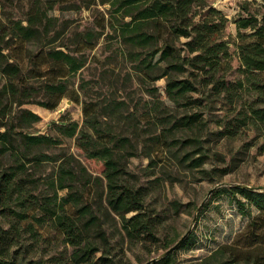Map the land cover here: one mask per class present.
<instances>
[{
    "label": "trees",
    "instance_id": "obj_1",
    "mask_svg": "<svg viewBox=\"0 0 264 264\" xmlns=\"http://www.w3.org/2000/svg\"><path fill=\"white\" fill-rule=\"evenodd\" d=\"M45 1L49 7L40 0L21 20L7 17L5 21L0 15V73L5 79L0 88V264L29 263L27 254L36 251L40 241H47L36 226L54 229L72 248L66 264H120V259L113 256L114 248L104 228L106 216L96 206L97 197L102 196L99 188L103 181L106 213L114 215V221L119 218L128 241L143 247L157 245V249L164 250L150 264H183L177 258V250L189 247L194 234L167 242L160 238L157 219L146 204L148 189L129 179L126 162L139 151V146L107 120L120 114L122 105L130 108L125 101L104 106L92 100L84 101L82 127L71 120L56 124L58 136L28 132V128L41 121L34 112L9 111L11 104L21 107L29 103L39 90L45 97L40 105L56 110L69 91L68 76L84 68L85 52L96 47L92 32H85L77 39L75 54L67 46H55L62 30L56 29L48 12L54 5L71 0ZM101 2L109 7L112 35L149 96L155 95L157 89L152 85L161 78L166 79L167 95L173 102L207 90L214 100L240 106L235 125L226 129L232 137L245 126L264 135V12L253 10L254 4L263 7L257 0H241L234 20L241 74L235 82L226 78L232 57L225 35L229 19L208 0ZM105 26L103 23L102 29ZM181 39L185 41L181 43ZM26 44L39 46L34 56L24 49ZM14 49L26 53L29 62L26 69L25 60L13 55ZM36 57L43 60L39 67L34 62ZM65 70L66 74H57ZM31 79L39 80L41 86L35 88ZM196 123L194 115L172 121L167 134L163 129L162 134L147 138L150 147L162 145L169 138L168 132L187 129ZM63 138H76V147L86 159L102 164L101 177H94L66 154L56 171L43 170L46 164L58 162L59 158L47 150L60 148ZM194 163V167H200L201 158ZM88 186L92 188L90 199L86 197ZM217 193L226 195L241 214L251 219L241 236L250 242L223 244L203 260L187 264H264V230L257 226L258 217L264 215V191L238 185ZM252 208L259 212L257 216H253ZM27 237L31 240L28 244ZM177 243L178 247L169 252Z\"/></svg>",
    "mask_w": 264,
    "mask_h": 264
},
{
    "label": "rangeland",
    "instance_id": "obj_2",
    "mask_svg": "<svg viewBox=\"0 0 264 264\" xmlns=\"http://www.w3.org/2000/svg\"><path fill=\"white\" fill-rule=\"evenodd\" d=\"M101 1L71 0L54 5L48 12L54 19L56 29L62 30L55 46H67L74 53L77 39L85 32L94 33L96 43L94 50L85 52L84 68L68 76L69 91L57 109L51 111L40 105L45 102V97L43 91L39 90L38 95L31 98L29 103L21 107L11 104L9 111L12 114L18 109L34 112L41 117V121L33 124L27 131L58 136L56 124L71 120L82 127L84 101L92 100L100 106L125 101L130 108L125 109V104L122 105L120 114L115 118L107 117V120L115 130L129 136L135 146H139V151L134 156H129L126 162L129 179L135 185L148 189L146 204L157 219L160 238L167 242L182 238L188 233L194 234V241L189 247L177 250L179 261L183 264L201 261L219 246L235 241L240 245H247L250 241L241 239V236L247 231L251 219L241 214L235 202L217 192L222 188L238 185L264 191V135L245 126L232 137L226 129L235 125L240 106H229L220 100H214L207 90L204 93L189 94L180 102H173L167 95L166 79L161 78L152 85L157 89L155 95L149 96L118 40L112 35L113 31L108 24L109 7ZM208 1L211 3V0ZM41 2L50 6L45 0ZM257 2L263 7L254 4L253 10L264 12V0ZM39 3L40 0H0V15L5 21L7 17L21 20L31 6ZM239 4L241 0H230L225 5L217 6L229 19L225 35L232 54L231 71L226 74L230 82L241 78L236 47L239 41L234 24ZM103 23L106 25L105 29H102ZM184 41L181 39L180 42ZM24 49L30 50L34 56L39 46L26 44ZM12 53L18 59L25 60L26 69L29 64L26 53L19 49H14ZM34 62L39 67L43 60L36 57ZM62 73L66 74L67 70L57 72L59 75ZM30 82L35 88L41 86L39 80L31 79ZM4 84L5 79L0 73V88ZM190 115L196 116V125L172 130L168 132L169 138L166 141L163 139L162 145L150 147L147 138L151 134H162L163 129L167 134L172 121ZM145 144L146 147L142 148ZM47 153L59 158L58 162L45 165L43 170L47 173L56 171L62 162V156L66 154L73 156L94 177H101L102 164L86 159L76 147V138H63L60 148L47 150ZM198 158H201L202 165L196 168L194 160ZM101 184L99 192L102 196L97 197L96 206H100L102 215L106 216L104 228L114 248L113 256L120 259V264H141L159 258L163 249H157V245L143 247L141 244H131L121 231L119 218L116 217L114 221V215L106 213L105 181ZM90 189V186L86 188L88 199L92 197ZM60 194L64 195L65 192ZM251 211L253 216L259 213L254 208ZM257 223L264 230V215L258 217ZM36 227L47 241H40L36 245V251L27 254L29 263L25 264H66L72 248L63 242L62 236L54 229ZM29 242L31 240L27 237L25 243Z\"/></svg>",
    "mask_w": 264,
    "mask_h": 264
},
{
    "label": "crops",
    "instance_id": "obj_3",
    "mask_svg": "<svg viewBox=\"0 0 264 264\" xmlns=\"http://www.w3.org/2000/svg\"><path fill=\"white\" fill-rule=\"evenodd\" d=\"M230 0H211V4L213 5H217V6H220V5H225L226 2H229Z\"/></svg>",
    "mask_w": 264,
    "mask_h": 264
},
{
    "label": "water",
    "instance_id": "obj_4",
    "mask_svg": "<svg viewBox=\"0 0 264 264\" xmlns=\"http://www.w3.org/2000/svg\"><path fill=\"white\" fill-rule=\"evenodd\" d=\"M70 103H71V101H70ZM178 245H179V243H177L173 248H171V249L169 250V252H170V251H173L174 249H176V248L178 247ZM154 261H156V259H153L152 261H150V262H148V263H146V264H150L151 262H154Z\"/></svg>",
    "mask_w": 264,
    "mask_h": 264
},
{
    "label": "built area",
    "instance_id": "obj_5",
    "mask_svg": "<svg viewBox=\"0 0 264 264\" xmlns=\"http://www.w3.org/2000/svg\"><path fill=\"white\" fill-rule=\"evenodd\" d=\"M215 6H217V5L215 4Z\"/></svg>",
    "mask_w": 264,
    "mask_h": 264
}]
</instances>
